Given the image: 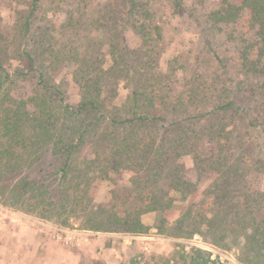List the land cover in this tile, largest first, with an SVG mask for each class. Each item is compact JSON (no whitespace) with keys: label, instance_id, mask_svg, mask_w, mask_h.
<instances>
[{"label":"trees","instance_id":"16d2710c","mask_svg":"<svg viewBox=\"0 0 264 264\" xmlns=\"http://www.w3.org/2000/svg\"><path fill=\"white\" fill-rule=\"evenodd\" d=\"M31 1L15 28L0 23V179L24 172L14 183V201L60 217L79 208L96 231L144 233L150 226L142 215L151 211L159 214L162 233L177 237H192L204 225L218 234L214 241L235 242L229 234L239 226L262 260L264 220L253 211L264 205L255 186L264 174V148H258L264 147V0H122L102 20L111 33L102 43L95 34L33 28L41 6ZM165 1L219 28L236 45V56L215 50L205 66L162 71L163 26L155 17L156 4ZM82 3L61 6V31H76L84 21ZM127 23L139 33L136 49L123 41ZM93 24L96 30L98 21ZM106 53L113 59L108 68ZM63 65L72 67L80 89L76 105L64 101L55 80ZM121 82L129 93L118 104ZM185 154L193 155L194 167L182 162ZM46 156L54 158L55 185L29 175L43 169ZM115 173L129 175V184L116 180L108 202L94 201L92 183ZM172 191L185 204H177ZM181 257L182 264L210 261L197 247Z\"/></svg>","mask_w":264,"mask_h":264},{"label":"rangeland","instance_id":"374dc122","mask_svg":"<svg viewBox=\"0 0 264 264\" xmlns=\"http://www.w3.org/2000/svg\"><path fill=\"white\" fill-rule=\"evenodd\" d=\"M121 1L84 0V3H82L86 12V15L82 16L84 21H81V25L76 31L71 29V31L65 32L61 31L57 21L65 19V13L61 6H64L67 0H40L38 4L41 7L37 12V19L33 23V28L45 26L55 30L54 34H81L80 37L84 34H95L97 42L110 41L109 34L111 33L106 27L105 21L102 20L107 21V18L110 17L111 6H119ZM30 3L32 4L30 0H0L1 25L15 28L21 17L29 10ZM213 4L210 3L205 11H209L208 8L213 7ZM55 7H61L60 9L63 12L59 13L58 9H54ZM156 8L159 11L155 18H158L159 26L161 23L163 26L162 39L157 45L161 51L159 66L162 71L175 74L176 71L181 72L182 65H188V67L205 66L215 50L221 52L229 50L234 57L236 56V45L230 38L225 36V33L220 31L219 28L210 25L199 13L194 14L193 11H189L184 7L175 8L166 1L156 4ZM95 19L98 21L96 30L92 29L90 25L93 24ZM127 26L128 29L123 33V41L129 48L136 49L141 46L139 33L130 23H127ZM242 30L238 34L243 33ZM9 31L13 33V29H9ZM15 33L14 30L13 34ZM203 34H209V36L206 37ZM204 37L206 38L204 39ZM105 58L104 67L108 68L112 65L113 59L110 53H106ZM12 64L15 67L19 64V61L14 59ZM55 74V80L57 86L63 92L64 101L71 105L78 104L81 100V93L74 78L72 67L63 65L55 69ZM128 93L129 88L125 82H121L115 102L120 104L125 101ZM258 148L262 150L264 147L258 146ZM84 153L89 154L87 150H84ZM181 160L187 168L194 167L193 155L185 154L181 157ZM53 161L54 158L46 156L40 164L43 169L41 171H31L29 175L32 178H42L39 179L40 182L48 184L51 180L57 178L56 174L54 177L56 171H54L55 168L52 165L55 164ZM49 174H52V177H49ZM23 176L24 172L21 171L10 172L0 179V206L6 210L0 212V236L5 235L6 232L4 231H9L12 227L19 229L18 232L21 231L20 235L22 237H18V232L15 233L14 230V250L17 246L16 241L19 242L21 239L20 242H26L29 237L34 236L36 240L45 239L48 246L52 245V249L55 245L52 243L61 245L60 248L63 249L59 250L55 247V250L52 251L58 252L60 256L79 258L80 264H182V254L190 251L192 247L201 248L204 251L205 256L210 260L206 264H264V256L261 260V256L256 250L247 246V235H243V229L239 226L230 230L229 234V237L233 236L236 241L228 242L226 241L227 237L222 238L221 236L218 237L221 240L214 241V234L217 236L218 234L210 233V229L204 225L202 226V232L195 233L192 237L164 234L158 228L161 225L159 222L160 217L155 211L144 215L143 218L150 228L139 234L90 229L86 226L87 214L79 208L78 210H71L69 213H63L61 217L59 214L51 215L50 211H45L44 215L41 207L30 208L31 205L28 202L31 201H14L12 197L14 183ZM116 180L124 185L129 184V175L124 174L119 177L115 173L111 178L94 181L91 185L92 188L96 186L92 190L94 201L98 203L108 202L112 197L113 190L116 188ZM255 182V186L264 193V174ZM52 183L55 185L56 181ZM172 194L177 198V204H185L186 201L181 200L180 192L172 191ZM27 195L30 196V193ZM30 200H32L31 197ZM179 215L180 210L174 212L165 226L169 227ZM253 215L257 216L259 221L264 220V205L253 211ZM41 221L47 222L50 226H46L44 229L40 224ZM234 223V220H230L229 227L232 228ZM55 226L64 228L68 231V234H77L82 242L80 244L72 243V241L67 242L65 239L59 238L54 234ZM236 231L239 233V237L236 235ZM87 235L89 239L85 240L84 237ZM34 249L41 252L42 246L36 244ZM261 249L264 252V244ZM43 254L36 252V255L39 256ZM187 264H192V262L188 260Z\"/></svg>","mask_w":264,"mask_h":264},{"label":"crops","instance_id":"0c3cea01","mask_svg":"<svg viewBox=\"0 0 264 264\" xmlns=\"http://www.w3.org/2000/svg\"><path fill=\"white\" fill-rule=\"evenodd\" d=\"M145 214L142 215V220L147 224L143 218ZM14 230L15 233L19 231V229L12 227L9 231H4L6 232L5 235L0 236V264H80L79 258L60 256L58 252L52 251L55 250V247L59 250L63 249L60 248L61 245L52 243L55 244L53 245L54 249H52V245L48 246L45 239L36 240L34 236L29 237L26 242H20L21 239L19 242L16 241L17 246L14 250ZM20 234L21 231L18 232V237H22ZM36 244L42 246L41 252L34 249ZM36 252L44 254L39 256L36 255Z\"/></svg>","mask_w":264,"mask_h":264},{"label":"built area","instance_id":"2783aa9c","mask_svg":"<svg viewBox=\"0 0 264 264\" xmlns=\"http://www.w3.org/2000/svg\"><path fill=\"white\" fill-rule=\"evenodd\" d=\"M2 211H6V210L0 206V212ZM40 224L44 229L46 228V226H50V224H48L45 221H41ZM54 234H56V236H58L61 239H65L67 242L72 241V243H78V244L82 242L80 236H78L77 234L75 235L68 234V231H66L64 228L60 226H55ZM84 238L85 240L89 239L88 235Z\"/></svg>","mask_w":264,"mask_h":264}]
</instances>
